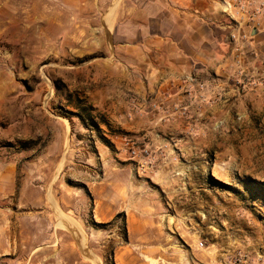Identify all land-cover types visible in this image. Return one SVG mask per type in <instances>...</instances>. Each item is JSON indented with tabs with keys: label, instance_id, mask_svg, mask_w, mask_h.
Wrapping results in <instances>:
<instances>
[{
	"label": "rangeland",
	"instance_id": "rangeland-1",
	"mask_svg": "<svg viewBox=\"0 0 264 264\" xmlns=\"http://www.w3.org/2000/svg\"><path fill=\"white\" fill-rule=\"evenodd\" d=\"M144 8L0 0V264H264V88L238 52L230 77L126 91L146 71L114 44L143 43ZM169 117L178 141L153 128Z\"/></svg>",
	"mask_w": 264,
	"mask_h": 264
},
{
	"label": "crops",
	"instance_id": "crops-1",
	"mask_svg": "<svg viewBox=\"0 0 264 264\" xmlns=\"http://www.w3.org/2000/svg\"><path fill=\"white\" fill-rule=\"evenodd\" d=\"M142 1L144 10H129L127 17L131 23L143 28V43L135 42L133 36L128 34L127 41L114 46L115 49L128 52L137 51L135 64L146 71L143 78L146 85L142 84L126 91H132L143 98L157 91L161 93L163 87L157 89V86L165 79L166 83L173 78L178 80L189 75L198 79H208L209 73L230 77L235 68L230 66L233 65L231 58L236 54L239 44H257L264 41V35L258 33L254 27L248 30L238 29L224 21L223 15L216 11L215 0ZM158 5L161 6L160 11L154 13L148 11L147 6ZM141 16L144 18L142 22L137 20ZM244 33H251L253 39L246 42L232 41V35H237L239 39V35ZM118 38L114 34L113 42ZM120 63L133 66L124 61ZM129 75L130 73L126 74V77ZM176 84L174 81V87ZM177 88L165 90L171 93L177 91ZM158 94L157 97H160ZM181 95H184L183 92L175 97L180 98ZM169 100L168 105L175 99ZM170 107H167V111H170ZM152 125L163 132L162 139L168 140L172 135L170 131H173L175 141H178L180 130L186 129L190 123L180 118L169 117L160 122L156 120ZM180 145L179 143L176 153L180 156L189 154L186 151L188 147Z\"/></svg>",
	"mask_w": 264,
	"mask_h": 264
},
{
	"label": "built area",
	"instance_id": "built-area-1",
	"mask_svg": "<svg viewBox=\"0 0 264 264\" xmlns=\"http://www.w3.org/2000/svg\"><path fill=\"white\" fill-rule=\"evenodd\" d=\"M222 10L234 21L238 29L247 30L254 27L258 33L264 35V0H222ZM232 41L246 42L253 39L251 33L232 35ZM246 47L254 55L252 65H245ZM239 58L241 68L240 76L247 79L252 85H258L264 88V41L257 44H239L236 53Z\"/></svg>",
	"mask_w": 264,
	"mask_h": 264
},
{
	"label": "bare ground",
	"instance_id": "bare-ground-1",
	"mask_svg": "<svg viewBox=\"0 0 264 264\" xmlns=\"http://www.w3.org/2000/svg\"><path fill=\"white\" fill-rule=\"evenodd\" d=\"M222 181V180H221ZM226 183V184H228L229 182H227V181H223V183ZM231 185V184H230ZM145 253H147V254H158V253H162V251L161 252H159V249H153V250H146V252ZM162 256V255H161ZM132 261V260H131Z\"/></svg>",
	"mask_w": 264,
	"mask_h": 264
}]
</instances>
